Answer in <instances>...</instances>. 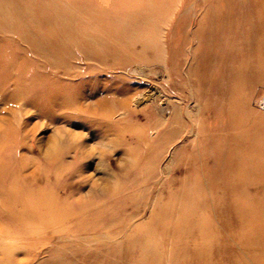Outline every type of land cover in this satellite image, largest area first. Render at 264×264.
Masks as SVG:
<instances>
[{
    "label": "bare ground",
    "instance_id": "obj_1",
    "mask_svg": "<svg viewBox=\"0 0 264 264\" xmlns=\"http://www.w3.org/2000/svg\"><path fill=\"white\" fill-rule=\"evenodd\" d=\"M186 1L171 5L172 0H0L2 42L11 47V55L23 57L12 62L0 57V63L10 62L0 71V81L8 78L20 84L25 78L46 88L42 97L48 113L58 107L69 110L86 95L81 88L69 90L64 82L78 75L73 68L79 61L99 85L89 84L85 77L73 85L87 84L89 95H101L96 114L111 117L120 107L126 110V101L116 105L112 99L137 91L124 79L108 86L100 77L113 82L122 71L138 73L141 65L165 72L166 94L175 93L196 106L184 112L180 104L169 102L165 117L160 97L152 95L157 114L136 126L140 132L133 146L137 153H131L130 180L125 175L123 181L117 179L120 186L111 184L100 196L78 198L73 205L67 201L81 186L73 183L60 200L54 190L65 167L60 153L88 156L80 141H63L57 155L48 156L56 168L52 175L47 170L40 173L38 188L21 177L20 167L28 160L20 154L13 160L16 166L10 163L14 171L0 195L11 210V223L23 229L0 226L1 236H30L28 244L36 248L59 239L73 251V261L89 264H264V88L256 94L264 85V0H190L185 6ZM153 8L173 12L168 20L163 12L156 19L148 16ZM160 24L167 25L163 35ZM187 45L193 47L189 52ZM23 68L24 76L13 72ZM97 129L114 131L108 123L106 129ZM15 145L13 131L0 130V154L3 147L19 148ZM172 147L174 154L161 170L168 186L165 199L157 193L150 217L121 233L129 221H113L112 211L125 208L123 187L155 179L156 166ZM0 166L2 182L5 168ZM142 171L145 176H138ZM149 192L144 189L140 195ZM98 198L107 204L101 205ZM147 208L143 202L135 214L141 216ZM87 222L94 223L93 232ZM110 228L114 230L108 232ZM73 233L85 242L66 239ZM3 249L10 252L12 247ZM29 254L24 263L35 256ZM64 255L66 264H72ZM13 262L8 255L0 257V264Z\"/></svg>",
    "mask_w": 264,
    "mask_h": 264
},
{
    "label": "rangeland",
    "instance_id": "obj_2",
    "mask_svg": "<svg viewBox=\"0 0 264 264\" xmlns=\"http://www.w3.org/2000/svg\"><path fill=\"white\" fill-rule=\"evenodd\" d=\"M172 1L173 3H171V5L174 3L177 4L178 1L181 3L183 0ZM189 1L190 0L186 1L185 6L188 5L187 3ZM183 10L184 9L182 8L181 11ZM176 11H174V13H176ZM161 12H163L161 9L153 8L149 12L148 16L160 19V17L162 18L164 15V19L168 20L173 10L164 11L163 15L158 16ZM197 16L199 15L197 14L196 17ZM196 17L194 16V21L191 22V26H189V23L187 24L191 30L195 28ZM174 19L175 17H173V20ZM185 25L186 23H184L183 26H179V29L183 30ZM166 27L167 25L163 26V24H160L161 35L164 34L163 31L165 32ZM2 35L3 34L0 33V57L10 62H12V58L22 60L21 58L23 57L19 56L18 53H15V56L11 55V47H8L2 42V38H5V36ZM178 35L180 36L181 33H178ZM191 46L192 45H187L185 47L187 52L192 50L193 47ZM175 49L178 50V47ZM177 53L178 51L176 54ZM33 56L35 55H32V53L28 54V57L30 58H34ZM9 63H0V71H3L5 68L7 69ZM74 64L75 67L73 68V71L78 73V75L71 81L65 80V86H67V88L71 91L72 89H75L76 91L81 88V91H86V95L84 98L77 99L79 100L78 105L73 106L69 110H60L59 107H56L57 109L54 110V113H48L46 111L47 101L42 97L46 88L32 84L25 78L20 84L8 78L0 81V130H12L14 147L17 146L15 145L16 142L19 145V148L17 149H14L13 146V148L3 147L1 149V164L5 169L1 170L4 178L3 181L0 182V189H6L10 176H12L14 171L12 168V164L15 165L13 160H15V158L19 159L20 154H22L24 159L26 158L28 160L26 165H22V167H20L21 177L24 178L27 184L33 186L34 188H38L40 185V173L47 170L48 174L52 175L56 168L54 163L47 160L48 156L51 153L57 155V151L60 149L62 142L64 141L68 143L72 141L71 139H73L72 142L80 141L79 143L84 146L83 153L88 154V156L81 157L79 151H76L75 153H60V156L65 161V167L59 171L60 175L57 176L59 184L54 190L55 196L59 197L58 199L60 200V198H62L61 195H63L62 193L68 191L73 183L74 186L79 185L81 187L78 193H75L68 199L67 203L70 205L76 203L78 198L86 199L89 196H100L102 189L109 187L111 184L119 185L118 182L120 181H117V179L120 180L126 175V178L129 177L127 180H130V172L132 171V165L134 164L132 159L133 155L131 153L134 155L137 153V149H135L136 147L133 146L136 144L135 140L140 132V128L136 126L145 123L148 117L150 120L153 119L157 114V111L154 110L151 102L152 95H158L160 97L158 103H160V106L165 108V117H169V102L171 104H180L184 112L186 110H190L189 107L192 105V107H196L190 99L189 102H186L185 100L180 99L175 93L170 92L168 95L166 94L162 85L166 80L165 72L159 73V68L151 69L147 66L141 65L138 73H124L122 71V74L121 72L115 74V72H113L114 76L121 74L120 78L113 82L109 79L107 81L106 79L108 77L106 76L100 77V79L105 78L106 85L108 86L111 83L113 86L117 83L121 84L124 79L123 83H128L129 86L136 88L137 91L130 94L129 97L122 99L117 97V99H112L116 105L119 103L121 104L123 100L126 101V110L125 108L120 107L111 117L96 114L98 112H96V109L94 108L97 105V99L100 98L101 95L93 97V95H89L91 93L87 84L83 86H74L73 82L79 80L80 77H85L84 79L87 80L89 84L94 83L95 85H99L96 82L98 79L91 75L92 72L85 69L86 64L82 63V61L75 62ZM182 68L184 70V64H182ZM25 70L27 69H14L13 72L24 76ZM263 88L264 85L259 86L256 90V94L262 92ZM29 89H31V91H29ZM254 97L256 99V96ZM53 102L54 101H52V103ZM57 104V106H59V101H57ZM107 123L113 127L114 131L111 129L107 133H103L97 129L100 127H105L106 129ZM149 132L150 135L154 134L152 130ZM118 141L120 142L117 143ZM144 145L145 144L142 143L140 147ZM89 151H91V153ZM173 151V147L169 148L163 161L156 166L158 171L155 179L147 180L144 185L141 183L129 185L127 183V185L123 187L125 190L122 196L125 197V208L122 210L114 209L112 211V215H114L113 221H120L122 218H126L129 221L127 226L121 229V233L127 232V228L132 227L138 222H143V220L150 217L149 215L153 211V208L155 209L154 199L158 195L157 193H159L162 200L165 199L168 186L166 184L164 185V178L166 177V174L164 175L161 170L164 163H166L173 156ZM78 159L82 162L81 164H79L80 162ZM109 159H112L113 162L108 161ZM4 162L8 163V166L5 167ZM70 174L73 176L75 174V176L69 177ZM144 174L145 172L142 171L137 175L145 176ZM162 174L163 176H161ZM121 181H123V179ZM160 187L161 191L159 192L158 189ZM144 189L149 190L151 195L147 194L146 197L141 196L140 194ZM98 200L101 205L107 204L104 198H98ZM143 202L147 203L148 208L146 211L141 213V216H137L135 211ZM2 203L5 204L2 205ZM10 216L11 210L6 206V198L0 195V226H10V229L16 230L23 229L21 225H16L14 222L11 223L12 221L9 219ZM103 217L110 219L107 214H103ZM86 225L90 228L91 232L94 231L93 222H87ZM44 229L46 230L45 232H47L48 229ZM111 230L114 229L110 228L108 232H111ZM96 235L101 234L96 233ZM29 237L30 236H28V239H24L23 236L12 233L9 235H0V247H12V251L10 250V252L8 249L0 250V257L8 255L15 264H66L64 261L65 258L62 257L64 253L65 257L67 256L72 260L71 254H73V251L70 248L65 247V244H63L61 240L56 239V241L36 248L37 244H28V242L32 241ZM65 237L68 240L78 242L82 241L81 243L85 242L83 240L85 237L79 235V233L67 234ZM26 241L27 243L25 244ZM52 252H55L56 254L53 256L51 254ZM29 253H33L35 256L27 263H24L23 260L30 256ZM72 262V264H89L83 260H72Z\"/></svg>",
    "mask_w": 264,
    "mask_h": 264
}]
</instances>
